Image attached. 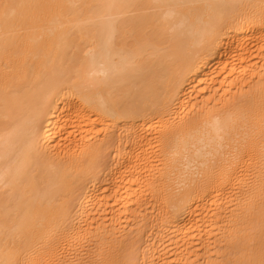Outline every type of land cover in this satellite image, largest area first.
<instances>
[{"label": "bare ground", "instance_id": "bare-ground-1", "mask_svg": "<svg viewBox=\"0 0 264 264\" xmlns=\"http://www.w3.org/2000/svg\"><path fill=\"white\" fill-rule=\"evenodd\" d=\"M120 232L92 264H264V0H0V264Z\"/></svg>", "mask_w": 264, "mask_h": 264}, {"label": "rangeland", "instance_id": "rangeland-1", "mask_svg": "<svg viewBox=\"0 0 264 264\" xmlns=\"http://www.w3.org/2000/svg\"><path fill=\"white\" fill-rule=\"evenodd\" d=\"M105 157L108 156V153L105 152ZM106 164H104L105 166ZM127 181L126 179H122L119 181V188L118 189V194L124 193V189H123V184ZM120 199H123V196L119 195ZM134 216L132 214H130V217L127 220H133ZM107 225L111 228V222H108ZM152 226V225H151ZM154 232L152 230L151 227H148L146 229V231L143 232H139V234H133L134 236H140L141 239L138 241V243L136 244V246L134 247L135 253L137 251V249L139 250V247L144 243V240L152 233ZM127 235H124L122 232L118 233L117 235H111L110 233H107V236L105 238H109L110 240L107 243H101V244H97L96 241H88L86 243V247L85 250L83 251L82 255L80 258L76 259V257H74L73 259H76V261H81L82 264H92L93 263V259L94 256L101 258L103 255L106 254V252L110 249V247L112 246L113 240L111 238H115V237H119L121 239H125ZM105 238L103 240H105ZM198 244V242H193L190 246H191V250H185L184 253L181 254V256L177 259H175V264H208V262L210 260L213 259V257H211L212 255H216L217 253H220V248L216 247L214 249L213 252L209 253L206 251V248L203 246H199L196 247V245ZM212 248H214V245L212 246ZM168 251L169 256H173L172 252V247L166 248ZM126 254H129L130 251H126ZM66 258L69 257L70 255H64ZM58 264V263H55Z\"/></svg>", "mask_w": 264, "mask_h": 264}]
</instances>
